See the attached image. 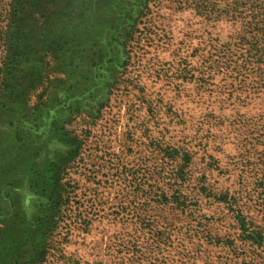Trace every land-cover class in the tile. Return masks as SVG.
Segmentation results:
<instances>
[{
    "label": "rangeland",
    "instance_id": "rangeland-1",
    "mask_svg": "<svg viewBox=\"0 0 264 264\" xmlns=\"http://www.w3.org/2000/svg\"><path fill=\"white\" fill-rule=\"evenodd\" d=\"M58 3L61 28L89 42L74 40L83 50L59 73L45 58L25 119L0 122V136L34 119L35 146L59 162L69 149L51 132L57 118L82 144L53 230L29 174L1 182L3 218L47 244L43 264H264V0ZM7 145L1 161L16 155Z\"/></svg>",
    "mask_w": 264,
    "mask_h": 264
},
{
    "label": "trees",
    "instance_id": "trees-1",
    "mask_svg": "<svg viewBox=\"0 0 264 264\" xmlns=\"http://www.w3.org/2000/svg\"><path fill=\"white\" fill-rule=\"evenodd\" d=\"M58 2L59 0H11L8 4L7 20L1 31L4 47L3 57L0 60V122L5 121L9 126H15L20 119H25L22 117L26 107V100L23 99L24 91L28 89L27 84L33 82L34 87L39 85L44 76L45 58L50 56L59 62L58 67L55 68V72L58 70L59 73L64 67L72 64L73 54H78L83 50L80 45L74 43V40L75 42L80 40L82 43L89 42L85 38L79 39L78 35L70 32L76 31V28L69 29L70 31L65 30L66 26L61 28L60 16L65 13H62L63 9L59 7ZM70 13L72 14L71 19H75L81 28L89 29L95 25L96 20L90 14L81 13L77 21V15L73 11ZM57 25L58 28H56ZM57 121V118L52 119L51 132L61 145L69 149L59 162H48L45 157H42L40 146L38 145L39 148L35 146V141L42 142V139L36 136L30 137L33 135L31 128L34 127L35 130L40 128L39 124L37 125L38 121L35 123L34 119L33 123L31 119L25 120L30 123L27 129L17 130L3 139L0 136V147L3 146L4 140L8 144L10 154L12 151L16 154L14 158L4 157V160H0L2 166H0V185L2 181H7L15 175H32L33 181H30V186L33 183L35 194L46 200L47 210H44L50 215L46 225L48 231L56 227V219L61 216L65 199V183L62 181L65 164L70 157L72 159L78 155V148L82 144ZM64 123H69V121H64ZM8 185L11 186L10 181ZM235 198L232 199L234 205L237 202ZM1 201L0 195V263L43 264L48 253L47 244L41 241L32 245L35 239L30 234H28V239H24L22 236L25 228L20 227L18 218L15 217L12 221L7 217L3 218L5 210ZM240 226L245 228V224ZM39 228L40 225L37 223L33 232L40 231ZM44 235L43 232L39 234V236ZM251 238L256 240L255 236Z\"/></svg>",
    "mask_w": 264,
    "mask_h": 264
}]
</instances>
